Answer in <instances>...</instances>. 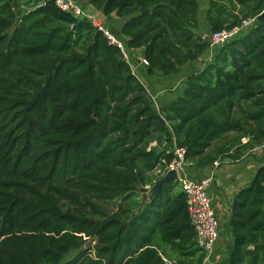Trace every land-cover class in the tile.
Wrapping results in <instances>:
<instances>
[{"label":"trees","instance_id":"16d2710c","mask_svg":"<svg viewBox=\"0 0 264 264\" xmlns=\"http://www.w3.org/2000/svg\"><path fill=\"white\" fill-rule=\"evenodd\" d=\"M226 1L209 0L210 35L264 12V0ZM89 3L127 18L123 42L143 51L149 73L176 74L209 48L195 34L198 0ZM263 140L264 20L219 46L158 110L88 19L53 0H0V264H60L70 253L63 264H199L186 197L170 195L179 182L151 202L143 195L175 148L203 168ZM263 182L264 166L232 204L227 264H264ZM110 203L115 211L102 209Z\"/></svg>","mask_w":264,"mask_h":264},{"label":"crops","instance_id":"0c3cea01","mask_svg":"<svg viewBox=\"0 0 264 264\" xmlns=\"http://www.w3.org/2000/svg\"><path fill=\"white\" fill-rule=\"evenodd\" d=\"M72 1L79 5L84 13L97 18L105 27L121 36V29L127 18L119 19L115 14L104 16L90 5L89 0ZM208 3L209 0H198V29L195 31V34L209 44L210 26L206 19V12L209 8ZM217 51L218 47L209 46L207 51L195 63L184 66L186 68L183 67L176 74L164 76L157 72L149 73L147 66L142 64L143 51L131 50L129 55L130 67L149 96L154 99L153 104L155 108L159 110L181 96L186 79L190 75L199 72L209 63ZM234 149L230 152V155L234 153ZM217 162L220 164L214 170V179L209 187V196L212 209L219 224L218 238L210 256L208 258L204 256L199 264H227L231 245L229 225L231 207L237 194L252 183L257 170L264 166V148L260 149L256 146L252 149H242L240 156L235 154V157L232 159L228 158ZM212 169L213 166L195 168L189 164H185L182 175L197 182L207 177ZM141 194H143L142 191ZM142 202H145L143 198ZM198 257H184L182 259L184 262L181 263H179L176 256H172L169 259L163 257V260L166 264H189V262L195 261Z\"/></svg>","mask_w":264,"mask_h":264},{"label":"built area","instance_id":"2783aa9c","mask_svg":"<svg viewBox=\"0 0 264 264\" xmlns=\"http://www.w3.org/2000/svg\"><path fill=\"white\" fill-rule=\"evenodd\" d=\"M54 6L61 12L67 13L75 18L88 19L92 26L100 32L107 42L116 47L125 60L130 65V57L123 41L115 36L104 24L95 17L84 13L83 9L72 0H53ZM257 18L242 20L240 24L221 31L213 32L209 38L210 47H219L229 43L253 27ZM142 64L147 66L146 60H142ZM152 101L154 99L151 97ZM243 144L246 139L242 140ZM258 148H264V140L258 145ZM174 158L168 166L167 171L175 170L178 177V182L181 184L182 192L186 197L187 209L191 220V225L195 233V243L203 251L206 258L212 253L218 238L219 224L215 217L211 206L209 196V187L214 179V170L218 168V162L212 166L211 173L200 181H192L186 178L183 174L185 151L180 148L174 149ZM264 185V182H263Z\"/></svg>","mask_w":264,"mask_h":264},{"label":"water","instance_id":"95a60500","mask_svg":"<svg viewBox=\"0 0 264 264\" xmlns=\"http://www.w3.org/2000/svg\"><path fill=\"white\" fill-rule=\"evenodd\" d=\"M224 4H228L226 0H219ZM140 12H149V9H145V8H140ZM264 20V12L262 14H260L257 17V21L262 22ZM169 35L170 38L173 39V35L171 34L170 31ZM158 120L161 124H165V122L163 121V119L158 116ZM178 181V177H177V173L175 170H169L167 171L159 180H157L149 189L148 191L143 195V200H145L146 202H151L155 196L157 195V193L161 190V188L165 185H167L170 182H177ZM93 243V240H89L84 248H89Z\"/></svg>","mask_w":264,"mask_h":264},{"label":"rangeland","instance_id":"374dc122","mask_svg":"<svg viewBox=\"0 0 264 264\" xmlns=\"http://www.w3.org/2000/svg\"><path fill=\"white\" fill-rule=\"evenodd\" d=\"M97 19V18H96ZM120 19V18H119ZM110 30V29H109ZM111 31V30H110ZM112 33H113V31H111ZM115 36L117 37V38H119L121 41H124L123 39H122V36H120V35H116L115 34ZM127 53L130 55V50H128L127 49ZM184 68H186V67H184ZM180 189H182L181 188V184L179 183V186H177V188H175V190L174 191H172L171 193H170V195H173V194H175L176 192H177V190H180ZM104 206L105 207H107V208H104ZM104 206H102V209H105V210H108V211H115L116 209V205H113L112 203H110V204H107V205H104ZM74 255V253H70L68 256H66L61 262H60V264H63L65 261H67L68 259H70L72 256Z\"/></svg>","mask_w":264,"mask_h":264}]
</instances>
